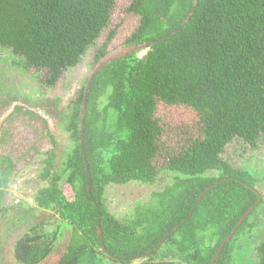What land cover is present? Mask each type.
<instances>
[{"label":"trees","instance_id":"obj_1","mask_svg":"<svg viewBox=\"0 0 264 264\" xmlns=\"http://www.w3.org/2000/svg\"><path fill=\"white\" fill-rule=\"evenodd\" d=\"M116 1L0 0V47L55 87L109 28ZM128 12L140 16L128 49L108 55L112 29L100 64L62 112L72 145L60 162L48 154L35 199L59 225L20 237V264L44 261L63 226L72 235L57 264H233V241L256 228L257 180L222 154L235 138L257 147L264 135V0H133ZM173 107L193 112L194 132L166 121ZM14 168L3 155L0 197ZM164 172L172 183L127 221L107 209L108 184H154ZM257 251L264 264V237Z\"/></svg>","mask_w":264,"mask_h":264},{"label":"rangeland","instance_id":"obj_2","mask_svg":"<svg viewBox=\"0 0 264 264\" xmlns=\"http://www.w3.org/2000/svg\"><path fill=\"white\" fill-rule=\"evenodd\" d=\"M132 1H116L109 28L87 50L81 62L66 71L55 87L42 83L44 70H24L18 67L14 60L23 58L16 56L8 48L0 47V168L3 155L10 156L15 164L9 176L8 188L3 197H0V264H20L15 258V244L36 225L46 223L48 225L45 227L50 232L58 227V213L35 208L36 194L47 184L40 177L44 160L53 152L60 162L71 147L70 133L63 128L62 112L68 111L66 108L70 101L86 86L100 64L95 61L96 53L112 29L116 30V36L109 46L108 55L119 54L128 49L126 40L140 24V16L128 12ZM145 53L143 49L139 55L144 56ZM39 117L47 120L48 132L56 144L50 139ZM166 121L178 127L185 122L184 125L189 126V132L196 130L193 127L196 117L186 108H171L167 112ZM166 136L168 135L165 138ZM222 157L234 168H247L256 178L257 187L264 196V135L259 139L257 147L241 138H235L225 147ZM172 178V173L164 172L154 184H108L105 190L107 209L125 222L139 202L146 203L154 191H161L172 183ZM63 188L71 198L72 188L66 183H63ZM258 211L254 220L255 230L240 234L233 241V264H258L257 247L264 237V203ZM71 235V228L63 226L49 256L39 264H57L68 250ZM145 260L139 259L133 264H145Z\"/></svg>","mask_w":264,"mask_h":264},{"label":"water","instance_id":"obj_3","mask_svg":"<svg viewBox=\"0 0 264 264\" xmlns=\"http://www.w3.org/2000/svg\"><path fill=\"white\" fill-rule=\"evenodd\" d=\"M233 234H234V232H233ZM232 234V235H233ZM226 241H227V239L226 240H224V242H223V244L221 245V247H220V250L219 251H221L222 250V248H223V245L226 243Z\"/></svg>","mask_w":264,"mask_h":264}]
</instances>
